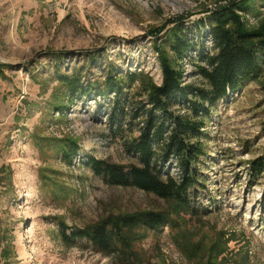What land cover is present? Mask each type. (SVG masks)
<instances>
[{
    "label": "rangeland",
    "instance_id": "rangeland-1",
    "mask_svg": "<svg viewBox=\"0 0 264 264\" xmlns=\"http://www.w3.org/2000/svg\"><path fill=\"white\" fill-rule=\"evenodd\" d=\"M231 1L0 0V264H130L86 242L67 245L60 225L83 228L151 210L171 221L159 230L130 231L131 264H264V173L251 179L250 170L264 156V73L221 100L206 122V155L198 166L205 183L189 192L196 214L95 175L86 165L91 157L137 163L121 139L110 137L115 97L91 90L71 99L59 81L62 72L80 73L85 87L104 83L114 66L117 75L143 72L161 85L158 44L180 66L185 84L202 85L197 51L203 43L211 47L213 12ZM249 4L243 21L264 29L262 0ZM176 33L194 46L181 60L165 46ZM174 110L189 114L180 105ZM71 142L78 151L68 163L62 151ZM162 167L180 179L174 159ZM20 234L28 259L19 255Z\"/></svg>",
    "mask_w": 264,
    "mask_h": 264
},
{
    "label": "trees",
    "instance_id": "trees-1",
    "mask_svg": "<svg viewBox=\"0 0 264 264\" xmlns=\"http://www.w3.org/2000/svg\"><path fill=\"white\" fill-rule=\"evenodd\" d=\"M249 1L232 0L213 12L214 21L209 29L211 47L203 43L197 51L196 68L204 79L202 85L185 84L180 66L173 65L158 44L163 71L161 85L143 72L117 75L114 66H110L104 83L88 87L82 83L80 73H59V81L71 99L79 92L86 95L91 90L104 98L115 97L109 116L110 137L121 139L127 153L137 163L127 166L91 157L86 165L95 175L108 185L135 187L196 214L189 192L200 189L205 183L198 166L199 159L206 155L202 143L206 122L221 100L264 73V29H249L242 17L252 9ZM262 3L264 7V0ZM165 46L180 60L194 48L184 35L177 33L166 40ZM136 84L139 87L131 93ZM176 105L186 107L189 114H177ZM136 130L138 135L128 137ZM77 151V144L71 142L63 149V158L72 163ZM173 159L180 169V179L162 167L163 162ZM250 170L251 179L262 175L264 156L253 160ZM170 221L167 214L151 210L111 215L83 228L72 229L62 223L60 233L67 245L86 242L100 252L118 255L131 264L135 252L130 231L136 226L159 230Z\"/></svg>",
    "mask_w": 264,
    "mask_h": 264
},
{
    "label": "bare ground",
    "instance_id": "bare-ground-1",
    "mask_svg": "<svg viewBox=\"0 0 264 264\" xmlns=\"http://www.w3.org/2000/svg\"><path fill=\"white\" fill-rule=\"evenodd\" d=\"M21 186H22V188L20 190V195L23 198L24 195H25L24 191H26L28 187H27V185L25 183H23ZM21 208H23V211L26 214L28 213L29 210L27 211L26 207L21 205ZM18 251H19V255H20L21 258H24V259H28L29 258L30 253H29L26 245L23 243V235L22 234L19 235V239H18Z\"/></svg>",
    "mask_w": 264,
    "mask_h": 264
}]
</instances>
